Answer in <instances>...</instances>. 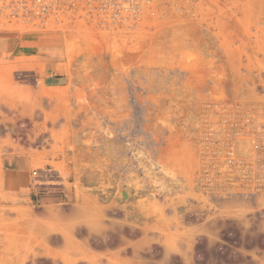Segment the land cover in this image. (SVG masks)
<instances>
[{
    "label": "rangeland",
    "instance_id": "1",
    "mask_svg": "<svg viewBox=\"0 0 264 264\" xmlns=\"http://www.w3.org/2000/svg\"><path fill=\"white\" fill-rule=\"evenodd\" d=\"M145 16L0 20V264L263 250L264 0H150ZM67 229L85 255L41 243Z\"/></svg>",
    "mask_w": 264,
    "mask_h": 264
},
{
    "label": "built area",
    "instance_id": "2",
    "mask_svg": "<svg viewBox=\"0 0 264 264\" xmlns=\"http://www.w3.org/2000/svg\"><path fill=\"white\" fill-rule=\"evenodd\" d=\"M150 0H0V20L24 28L45 29L65 15L82 13L98 25L142 24Z\"/></svg>",
    "mask_w": 264,
    "mask_h": 264
},
{
    "label": "crops",
    "instance_id": "3",
    "mask_svg": "<svg viewBox=\"0 0 264 264\" xmlns=\"http://www.w3.org/2000/svg\"><path fill=\"white\" fill-rule=\"evenodd\" d=\"M45 219H51L49 216L44 217ZM66 220V221H71L72 219H74V217H72L71 215L68 214H59V216L56 217V220ZM263 221H264V216H263ZM258 227V226H257ZM254 228L259 230L258 228ZM260 231V230H259ZM54 238H57L58 240L61 241L62 245L60 248H56V247H51V240H53ZM41 243L46 244L47 249H53V250H68L69 252H71L72 256L75 255H85L87 253L86 250V243L81 239V238H76L74 237L73 233L70 230H66L64 231V233H60L55 234V235H48L43 237L41 235ZM220 249V247L218 245L215 246H209L206 245L205 246V250H206V254H207V258H211L214 259L215 258V253ZM234 253L233 257L234 260L232 262V264H264V247L263 250L258 252L254 249H252V246H249L247 248H241V247H237L236 249H234ZM76 253V254H75ZM117 253H113L110 252V257L109 259H106L104 264H111V259L113 258V256ZM76 263V262H74Z\"/></svg>",
    "mask_w": 264,
    "mask_h": 264
}]
</instances>
